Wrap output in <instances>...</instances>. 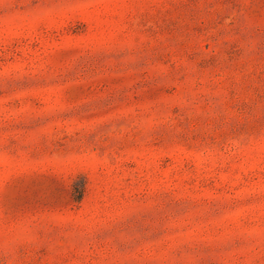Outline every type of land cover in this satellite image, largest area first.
Listing matches in <instances>:
<instances>
[{
    "label": "rangeland",
    "instance_id": "rangeland-1",
    "mask_svg": "<svg viewBox=\"0 0 264 264\" xmlns=\"http://www.w3.org/2000/svg\"><path fill=\"white\" fill-rule=\"evenodd\" d=\"M0 264H264V0H0Z\"/></svg>",
    "mask_w": 264,
    "mask_h": 264
}]
</instances>
